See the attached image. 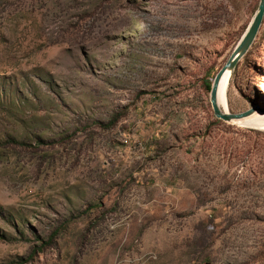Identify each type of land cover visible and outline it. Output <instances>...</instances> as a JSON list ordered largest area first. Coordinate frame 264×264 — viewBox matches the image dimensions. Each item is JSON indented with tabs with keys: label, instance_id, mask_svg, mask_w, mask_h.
Here are the masks:
<instances>
[{
	"label": "rangeland",
	"instance_id": "rangeland-1",
	"mask_svg": "<svg viewBox=\"0 0 264 264\" xmlns=\"http://www.w3.org/2000/svg\"><path fill=\"white\" fill-rule=\"evenodd\" d=\"M258 2L0 0V264H264Z\"/></svg>",
	"mask_w": 264,
	"mask_h": 264
},
{
	"label": "water",
	"instance_id": "water-1",
	"mask_svg": "<svg viewBox=\"0 0 264 264\" xmlns=\"http://www.w3.org/2000/svg\"><path fill=\"white\" fill-rule=\"evenodd\" d=\"M263 16H264V0H259L257 8L251 20L247 24V27L245 28L243 34L239 38L238 42L231 51L225 63H223V65L217 70V72L214 74L211 80V84L209 88V99L213 113L218 118H221L226 121H230L233 118L244 117L251 114L255 110H258L256 106H250L247 109L240 112H234V113L223 112L217 103V87L222 74L226 70L232 71L237 61L244 55V53L250 47L251 43L255 39L257 32L260 28Z\"/></svg>",
	"mask_w": 264,
	"mask_h": 264
},
{
	"label": "bare ground",
	"instance_id": "bare-ground-1",
	"mask_svg": "<svg viewBox=\"0 0 264 264\" xmlns=\"http://www.w3.org/2000/svg\"><path fill=\"white\" fill-rule=\"evenodd\" d=\"M230 72V70H226L222 74L217 87V103L223 112H229L227 108L226 85L230 76ZM230 122H234L242 126L264 129V111L258 109L247 116L233 118L230 120Z\"/></svg>",
	"mask_w": 264,
	"mask_h": 264
},
{
	"label": "trees",
	"instance_id": "trees-1",
	"mask_svg": "<svg viewBox=\"0 0 264 264\" xmlns=\"http://www.w3.org/2000/svg\"><path fill=\"white\" fill-rule=\"evenodd\" d=\"M209 82H210V84H211V81H209ZM210 84H207L208 88H210Z\"/></svg>",
	"mask_w": 264,
	"mask_h": 264
}]
</instances>
